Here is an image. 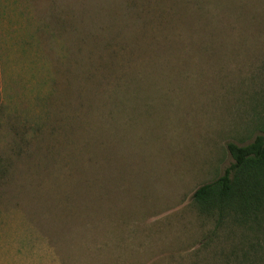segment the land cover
Segmentation results:
<instances>
[{
  "label": "rangeland",
  "instance_id": "374dc122",
  "mask_svg": "<svg viewBox=\"0 0 264 264\" xmlns=\"http://www.w3.org/2000/svg\"><path fill=\"white\" fill-rule=\"evenodd\" d=\"M256 136L264 0H0V264L261 260L192 200Z\"/></svg>",
  "mask_w": 264,
  "mask_h": 264
},
{
  "label": "trees",
  "instance_id": "16d2710c",
  "mask_svg": "<svg viewBox=\"0 0 264 264\" xmlns=\"http://www.w3.org/2000/svg\"><path fill=\"white\" fill-rule=\"evenodd\" d=\"M226 149L233 162L223 175L199 187L193 193L192 200L201 211L216 212L220 224L225 213L229 212L236 217L237 223H245L248 218H253V201L258 200L257 194L264 184V137L256 136L245 146L228 143ZM231 257L237 260L233 252L227 259ZM246 257L243 253L240 263H245ZM251 262L264 264V258H253Z\"/></svg>",
  "mask_w": 264,
  "mask_h": 264
}]
</instances>
